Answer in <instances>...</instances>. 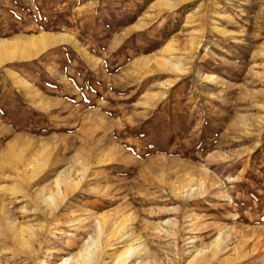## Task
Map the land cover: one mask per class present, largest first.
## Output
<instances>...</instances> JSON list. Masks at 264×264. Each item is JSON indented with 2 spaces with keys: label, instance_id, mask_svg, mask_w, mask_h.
Segmentation results:
<instances>
[{
  "label": "rangeland",
  "instance_id": "1",
  "mask_svg": "<svg viewBox=\"0 0 264 264\" xmlns=\"http://www.w3.org/2000/svg\"><path fill=\"white\" fill-rule=\"evenodd\" d=\"M41 32L0 61V264H264V0H0Z\"/></svg>",
  "mask_w": 264,
  "mask_h": 264
},
{
  "label": "bare ground",
  "instance_id": "2",
  "mask_svg": "<svg viewBox=\"0 0 264 264\" xmlns=\"http://www.w3.org/2000/svg\"><path fill=\"white\" fill-rule=\"evenodd\" d=\"M65 35V34H64ZM66 36V35H65ZM64 36V37H65ZM59 37V36H58ZM55 38V35L53 34H47V33H39L38 35H31L28 36L27 40L20 41V40H15V41H7V40H0V61L6 58L7 56H11L14 54H20V55H29L32 48L42 46L44 44L52 43L53 39ZM62 38V36H61ZM22 39V38H20ZM60 40V39H59ZM50 43V44H51ZM27 161V160H26ZM29 165V166H28ZM31 166V163H27L25 167ZM24 167V169H25ZM35 167V166H34ZM37 167V166H36ZM33 169V168H32ZM37 169V168H36ZM34 170V169H33ZM27 173V172H26ZM65 176V175H64ZM59 180V179H58ZM63 184L65 190L70 189L74 183L72 182V179H69L67 176L64 178H61L57 182V192L60 188L59 184ZM74 187V186H73ZM60 191V190H59ZM62 194V193H61ZM58 195V194H57ZM55 197L53 196H47L44 201L46 204H49L54 201ZM53 200V201H52ZM51 205V204H50ZM54 205V204H53ZM54 207V206H53ZM101 216V215H100ZM99 216V217H100ZM105 216V215H104ZM104 216H101V220L97 221V226L100 227L101 223L104 222ZM106 219V218H105ZM105 223V222H104ZM105 225V224H104ZM99 229V228H98ZM105 229V227H104ZM117 231V230H116ZM103 233V232H102ZM112 233V232H111ZM20 234V233H19ZM113 234V233H112ZM124 232L119 234V237H124ZM115 235V234H114ZM112 236V235H111ZM19 238V236H18ZM21 238V237H20ZM19 238V239H20ZM118 238V237H117ZM21 242V241H20ZM23 243V242H22ZM21 243V244H22ZM219 244V243H218ZM106 245V244H105ZM108 246V245H106ZM105 246V247H106ZM101 249H99V244L98 241L94 240L88 245H86V248H84L82 251L79 252L78 254V259L75 258H63V260L59 263L56 264H98V258L101 255L100 252ZM103 250V249H102ZM203 251V250H202ZM199 250L192 259L190 260L189 263L195 264L198 259H201L205 256V252H202ZM116 258L114 264H125L127 263L132 256L135 255H141V253L145 254L146 249L141 245V244H130L124 251H121ZM202 252V253H201ZM77 258V257H76ZM206 258V256H205ZM203 260V259H202ZM132 261V260H131ZM104 263V262H103ZM133 263V262H132ZM134 264V263H133ZM140 264H148L146 261ZM155 264V263H154ZM161 264V263H160ZM197 264V263H196ZM199 264V262H198Z\"/></svg>",
  "mask_w": 264,
  "mask_h": 264
}]
</instances>
